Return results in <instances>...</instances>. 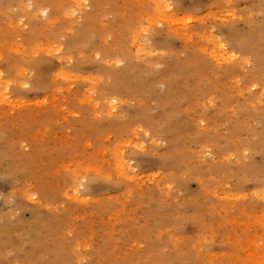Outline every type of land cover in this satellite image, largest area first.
Wrapping results in <instances>:
<instances>
[{
	"label": "rangeland",
	"instance_id": "rangeland-1",
	"mask_svg": "<svg viewBox=\"0 0 264 264\" xmlns=\"http://www.w3.org/2000/svg\"><path fill=\"white\" fill-rule=\"evenodd\" d=\"M0 264H264V0H0Z\"/></svg>",
	"mask_w": 264,
	"mask_h": 264
},
{
	"label": "bare ground",
	"instance_id": "bare-ground-1",
	"mask_svg": "<svg viewBox=\"0 0 264 264\" xmlns=\"http://www.w3.org/2000/svg\"><path fill=\"white\" fill-rule=\"evenodd\" d=\"M224 52H225V48H224V45H222V44H220L218 50L215 51V53L217 55H220L221 53H224ZM119 169H121L125 174H127V175L129 174V172L127 171L126 163H125L124 160H121L120 161V163H119Z\"/></svg>",
	"mask_w": 264,
	"mask_h": 264
}]
</instances>
